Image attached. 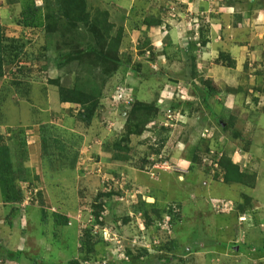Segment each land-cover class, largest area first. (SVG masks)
<instances>
[{"label":"rangeland","instance_id":"1","mask_svg":"<svg viewBox=\"0 0 264 264\" xmlns=\"http://www.w3.org/2000/svg\"><path fill=\"white\" fill-rule=\"evenodd\" d=\"M121 1L131 3L118 12L131 7L158 22L164 0ZM215 1L217 11L238 5ZM44 2L0 0V264H264V157L234 163L217 149L228 139L216 123L213 145L197 130L189 173L179 171L167 154L177 156L189 129L162 127L165 117L155 125L173 107L160 111L136 97L127 110L111 105L132 60L123 61L126 28L110 17L107 0ZM59 54L75 58L57 66ZM219 59L230 64L225 53ZM115 152L125 161H114ZM228 161L255 182L226 184ZM219 202H231L232 212L218 214Z\"/></svg>","mask_w":264,"mask_h":264},{"label":"crops","instance_id":"2","mask_svg":"<svg viewBox=\"0 0 264 264\" xmlns=\"http://www.w3.org/2000/svg\"><path fill=\"white\" fill-rule=\"evenodd\" d=\"M126 3L131 2L107 0L110 17L115 16L126 28L121 53L129 56L123 60L126 65L130 59L132 64L123 72L125 86L133 93V101L145 99L160 111L173 107L183 113V124L177 129L188 128L190 133L185 142L175 144L177 156L167 154L175 166L188 175L185 167L201 140L197 133L207 131L213 137L216 123L221 124V138L228 139L217 149L228 152L236 164L249 158L257 165L264 157L257 129L264 117V0H236L238 5L219 11L214 8L215 0H164L157 3L158 22H152V16L144 20L143 10L138 13L130 7L125 13L118 12ZM169 5L173 18L166 13ZM221 52L230 64L219 59ZM163 118L164 112L155 125ZM2 131L0 126V140ZM208 141L212 146L213 140ZM245 144L247 151L242 149Z\"/></svg>","mask_w":264,"mask_h":264},{"label":"trees","instance_id":"3","mask_svg":"<svg viewBox=\"0 0 264 264\" xmlns=\"http://www.w3.org/2000/svg\"><path fill=\"white\" fill-rule=\"evenodd\" d=\"M54 1H62V0H45V2H54ZM65 2H72V1H74V0H64ZM44 2V3H45ZM96 25H95V27L97 28V26H103L104 24H106L105 23V20L104 19H102L100 22H98V21H96ZM0 30H1V28H0ZM0 35H1V31H0ZM0 38H1V36H0ZM117 46V45H116ZM118 47H119V44H118ZM117 47V48H118ZM2 49H3V46H2V44H1V39H0V77H2L3 76V65H4V58H3V54H2ZM116 49V48H115ZM86 54V53H85ZM74 55L75 54H59L57 57H56V59H55V64L57 65V66H62V65H64L65 63H67V62H70L72 59H74L75 57H74ZM77 58H78V56H77ZM115 59V61H117V57L116 58H114ZM233 64H231V66H232ZM112 74V73H111ZM111 75L109 74V76L108 77H110ZM73 95V96H77L78 94L76 93V92H70V95ZM71 95V96H72ZM81 95V97L80 98H82V97H84L85 95H82V94H80ZM61 103H74V104H76V105H82V103H81V101H77V102H73V101H71V100H66V99H62V101H61ZM132 106H133V104L129 107V108H132ZM150 107L151 106H145V107H143V108H146L147 110H149L150 109ZM128 108V109H129ZM118 109V108H117ZM152 109V108H151ZM125 110H127V108L125 109ZM85 111V113L88 115V119H90L91 118V112H90V110L89 109H86V110H84ZM152 111H154L153 109H152ZM157 113V112H156ZM220 126H221V124H219ZM223 130H226V127H224L223 128ZM113 160L114 161H117V162H124L125 161V159L124 158H122V157H120L116 152L115 153H113ZM223 172H224V182L226 183V184H233V183H242L243 181H245V180H250L251 182H255V178H251L250 176H248V174H246V173H243V172H241L240 171V169L236 166V165H233L230 161H228V162H226L225 164H223ZM243 199L245 200V202L247 203L248 201H250L249 200V198H247V197H243ZM241 212H243V211H241Z\"/></svg>","mask_w":264,"mask_h":264},{"label":"built area","instance_id":"4","mask_svg":"<svg viewBox=\"0 0 264 264\" xmlns=\"http://www.w3.org/2000/svg\"><path fill=\"white\" fill-rule=\"evenodd\" d=\"M128 1H132V0H128ZM110 102L111 105L115 108H128L129 106H131L133 104V98H132V94L131 91L123 85L118 86L115 91L113 92L112 96L110 97ZM164 117H165V123L162 124V127H173L175 124H182L183 123V115L178 112V111H167L164 113ZM207 131H204L202 134V138H207L209 136V134ZM209 162L208 160H203V163ZM157 166L159 169L164 170L167 168V166L164 163H161L159 161H156L155 165ZM177 169V168H176ZM182 173H184L183 170H179ZM215 211L218 214H224V213H229L232 212L233 210V204L231 202L228 203H216L213 205ZM238 221L240 223H244L246 221L245 217H239ZM165 226H169V222H165L164 223Z\"/></svg>","mask_w":264,"mask_h":264},{"label":"water","instance_id":"5","mask_svg":"<svg viewBox=\"0 0 264 264\" xmlns=\"http://www.w3.org/2000/svg\"><path fill=\"white\" fill-rule=\"evenodd\" d=\"M126 114H123V116H125Z\"/></svg>","mask_w":264,"mask_h":264},{"label":"clouds","instance_id":"6","mask_svg":"<svg viewBox=\"0 0 264 264\" xmlns=\"http://www.w3.org/2000/svg\"><path fill=\"white\" fill-rule=\"evenodd\" d=\"M124 111V110H123ZM204 139H206V138H204ZM182 178V177H181Z\"/></svg>","mask_w":264,"mask_h":264}]
</instances>
